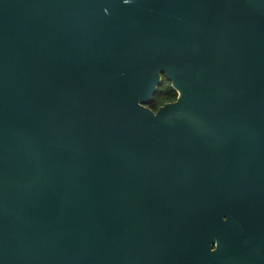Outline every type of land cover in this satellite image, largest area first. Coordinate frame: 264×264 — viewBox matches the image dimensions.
<instances>
[{
  "label": "water",
  "instance_id": "water-1",
  "mask_svg": "<svg viewBox=\"0 0 264 264\" xmlns=\"http://www.w3.org/2000/svg\"><path fill=\"white\" fill-rule=\"evenodd\" d=\"M0 264H264V0H0Z\"/></svg>",
  "mask_w": 264,
  "mask_h": 264
},
{
  "label": "trees",
  "instance_id": "trees-1",
  "mask_svg": "<svg viewBox=\"0 0 264 264\" xmlns=\"http://www.w3.org/2000/svg\"><path fill=\"white\" fill-rule=\"evenodd\" d=\"M176 97V91L171 88L170 82L163 76L162 83L158 86L152 101L147 106L156 111L159 106L175 101Z\"/></svg>",
  "mask_w": 264,
  "mask_h": 264
},
{
  "label": "clouds",
  "instance_id": "clouds-1",
  "mask_svg": "<svg viewBox=\"0 0 264 264\" xmlns=\"http://www.w3.org/2000/svg\"><path fill=\"white\" fill-rule=\"evenodd\" d=\"M212 251H216V250H212Z\"/></svg>",
  "mask_w": 264,
  "mask_h": 264
}]
</instances>
